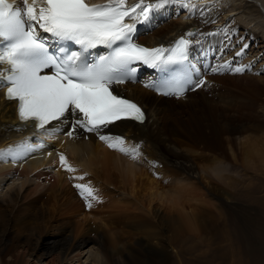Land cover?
<instances>
[{
    "label": "bare ground",
    "instance_id": "bare-ground-1",
    "mask_svg": "<svg viewBox=\"0 0 264 264\" xmlns=\"http://www.w3.org/2000/svg\"><path fill=\"white\" fill-rule=\"evenodd\" d=\"M134 1L137 0H127V3ZM195 1H201L202 5L199 3L191 9L190 2L193 4ZM147 2L154 3L155 0ZM15 4H22V0ZM189 4L185 8L187 14L191 10L188 14L189 25L182 24V20L177 18L175 21L160 22L153 29L151 25L154 22H151L157 16L156 13L160 12L158 22L168 16L163 7L156 9L150 20L143 23V29L136 34V40L148 47L169 48L177 37H184L187 41L191 39L187 52L193 72L200 80L204 78L208 82L195 90L189 87L179 98L164 97L145 87V84H151L155 79V68L146 66L140 72L137 83L114 86L119 96L135 102L145 111L146 119L143 123L126 119L106 129L112 135L123 137L127 146H138L139 155L135 160L120 152L113 153L96 134L85 133L82 129H77L74 137H68L66 133L70 130L69 124L55 121L46 126L48 131H38L34 122L21 123L16 114V102L6 100L5 88H0V151L10 147L15 149L16 145L25 141L32 147L40 143L44 145L23 158L13 159L10 155L0 158V257L10 258L6 262L1 260L0 264H24L25 252H21V248L25 249L28 256H38L37 259L45 251L58 249L57 264H82L81 259H84L85 264H106L100 248H88L100 242L99 238L90 236L93 229L87 227L88 219L102 221L97 222L107 230L114 228L117 223H124L126 227L136 229L149 243L151 239H157L158 223H166L164 215H160L159 210L153 207L154 202L175 210L170 224L167 223L175 236L183 229H195L196 214L199 212V203L195 202L206 195L196 183L184 182L185 175L194 174L196 169L182 150L211 153L210 160L200 168L205 171L219 163L214 156L216 149L220 146L223 148L231 137L241 136L249 129H264V123L245 128L243 107H240L238 115L231 117L228 111L230 102L220 99L219 87L212 81L216 75L210 70L213 66L211 52L219 53L224 45L223 51H232L233 48L230 50L228 46L233 44V47H238V52L243 53L240 58L245 56L243 58L247 64L253 63L254 66L257 63V58L252 54H260L258 50L264 49V0H189ZM165 6L168 7V4ZM223 20L226 25L218 31L214 30V23ZM194 25L197 26L196 32L191 35L186 33V30H195ZM240 29L244 31L238 34ZM146 31L150 33L141 36ZM251 44L253 48L247 57L246 51ZM237 67L243 68L242 65H236L233 69ZM220 74L242 83L244 78H254L250 73L244 74V70L235 73L229 69L220 71ZM253 82L258 87L260 82ZM246 84L253 87L256 85ZM191 94L193 98L189 99ZM220 102H224L223 106H220ZM237 105L242 106V103ZM260 132L264 133V130ZM244 146L243 160L263 155L258 142H247ZM59 154L66 157L75 172L64 171L60 166ZM115 167L120 168L118 174L110 171ZM70 175L83 176L84 179L70 180ZM45 182L48 184L45 185ZM75 183L89 185L97 197H102V201L109 194L107 190L111 189L120 197L116 202L110 199L109 204L115 210L125 213L133 207L154 220L157 218V223L127 216V219L119 221L109 216L110 213L105 215V209L100 211L101 206H98L94 214L88 207L86 210H90L85 212L84 202L77 199L73 185L70 186ZM7 184L8 189L3 192ZM206 192L209 194L214 191L207 187ZM78 215L79 218H75ZM45 232L52 234L51 240L42 237ZM161 240H157V244ZM137 260L135 264H138ZM25 263L31 264L28 261Z\"/></svg>",
    "mask_w": 264,
    "mask_h": 264
},
{
    "label": "snow or ice",
    "instance_id": "snow-or-ice-1",
    "mask_svg": "<svg viewBox=\"0 0 264 264\" xmlns=\"http://www.w3.org/2000/svg\"><path fill=\"white\" fill-rule=\"evenodd\" d=\"M171 3L187 8L189 0H137L130 6L127 0L91 5L86 0H22V4L0 0V88H6V100L17 102L19 121L34 122L38 131H48L46 126L53 121L69 124L68 137L82 129L96 134L108 148L137 159L138 146H127L123 137L106 129L126 119L143 123L145 113L136 103L114 94L112 85L132 80L136 62L170 73L160 85L145 84L160 95L179 98L189 85L191 90L204 85L203 80L193 84L183 67L189 43L183 37L170 48L149 49L132 40L137 24L148 22L156 9ZM99 46L108 53L89 62L83 53ZM225 70H229L227 62L212 69ZM231 70L241 73L244 69ZM42 147L43 143L32 147L21 142L15 149L0 151V158H23ZM59 160L65 172L76 171L63 154ZM69 179L84 177L70 175ZM73 186L86 207L98 200L89 185Z\"/></svg>",
    "mask_w": 264,
    "mask_h": 264
},
{
    "label": "rangeland",
    "instance_id": "rangeland-1",
    "mask_svg": "<svg viewBox=\"0 0 264 264\" xmlns=\"http://www.w3.org/2000/svg\"><path fill=\"white\" fill-rule=\"evenodd\" d=\"M199 3L202 5L201 1H195L193 4L190 2L192 5L191 9L195 5H200ZM257 5L259 6V4ZM168 7L164 6L163 8L167 10L166 14L168 16L163 19L160 18L159 22L157 21V16H159L160 12L156 13L157 16L151 22H154L151 25L153 29H156L157 25L159 26L164 21L177 20V18L183 21H180L182 24L189 22L188 14L191 10L187 14L185 7L178 3L168 4ZM214 24L213 28L217 31L226 25L224 20L221 23L216 22ZM193 28H195L196 32L197 26L194 25ZM243 31L240 29L238 34L243 33ZM148 33L150 31L142 32L141 36H145ZM225 46L220 49L219 53L211 52L213 66L210 67V70L223 65L227 61L231 62L229 69H233L236 65H242L244 74L250 73L254 78H247V80L244 78L242 83L233 77H222L220 71H212L216 75L212 81L219 87L218 94L221 96L220 99L230 102L228 111L232 118L238 115L240 107L244 108V126L246 129H249L247 126L263 124L264 49L258 50L260 54H252L254 58H257V63H254L255 65L253 66V63L247 64V61H244L243 57L245 56H242L241 59L240 55L236 54L238 47H233V44H231L228 47L230 50L233 48V50H229L230 52L227 53L223 51ZM259 46H263V44ZM252 48L251 44L246 51L247 57L250 56ZM251 80L260 82L258 87L256 82H253V84ZM207 82L208 80H204V84ZM247 82L256 85L253 87L246 84ZM193 94L190 95L189 99L193 98ZM236 102L237 104L242 103V106H238ZM223 103L220 102V106H223ZM261 130L252 131L249 129L241 136L231 137L230 142L225 143L223 148L220 146L216 149L214 156H216L219 163L213 164L212 167L205 171L200 168L210 160L209 154L211 153L208 151L194 153L193 151L182 150V153L192 160L196 169L194 174L185 175L184 182H192L194 185L196 183L206 195L202 200L195 202L199 203L195 229H183L178 236H175L173 230L167 224H170L175 210L162 206L159 202H154L153 207L159 210L160 215H164L166 222V225L158 223L159 227H156V231L159 232L157 239H151L148 243L147 239L138 234L136 229L126 227L124 223H117L114 228L107 230L105 226L100 224L102 221L90 218L86 222L87 227H92L91 230L93 229L92 231L90 230V236L99 238L100 242L97 246L93 244L89 245L88 248H100L102 256L107 262L106 264H135L137 259L138 264H264V133H261ZM247 142L260 143L263 155L247 160L244 158L246 161L243 160L242 150L244 148L245 151L244 145ZM110 151L113 153L118 152L113 149H110ZM119 170L120 168L116 167L110 169L114 174H118ZM44 184L48 183L45 182ZM72 185L74 184L70 186ZM8 186L7 184L3 187V192L8 189ZM207 187L213 189L214 192L208 194L206 192ZM72 188L75 189L77 199L82 203L84 202V211L88 212L90 209L86 210L85 200L81 198L74 186ZM107 191H109V194L103 201L102 197H98L96 201H91L92 211L90 212L92 214L102 207L100 211L107 209L103 211L104 213L106 212L105 215L110 213L109 216L119 221H123L127 216V218L135 217L157 223V218L154 220L143 211L133 207L128 212H118V210L114 209L115 207L110 206L109 202L110 199L116 202L120 197L111 189ZM94 194L98 196L96 192ZM78 200L76 201L78 202ZM189 202L192 203L193 200H189ZM75 218H79V215ZM42 237L51 240L52 234L45 232ZM157 240H161L160 244H157ZM19 250L25 252L23 257L24 264H27L25 263L26 261L31 264L58 263V249L45 251L40 259H37L38 256H28L25 249L21 248ZM9 259V257L5 259L0 257V261L6 262ZM81 263L85 264L84 259H81Z\"/></svg>",
    "mask_w": 264,
    "mask_h": 264
}]
</instances>
